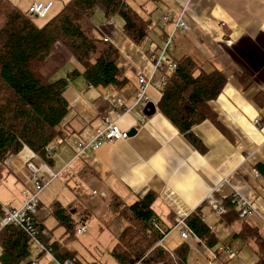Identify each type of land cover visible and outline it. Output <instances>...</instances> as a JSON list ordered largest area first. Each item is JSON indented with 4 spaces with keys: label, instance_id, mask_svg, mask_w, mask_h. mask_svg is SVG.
I'll return each instance as SVG.
<instances>
[{
    "label": "crops",
    "instance_id": "obj_1",
    "mask_svg": "<svg viewBox=\"0 0 264 264\" xmlns=\"http://www.w3.org/2000/svg\"><path fill=\"white\" fill-rule=\"evenodd\" d=\"M9 1L25 11L36 0ZM62 1L65 0H54L51 11L58 10ZM126 3L149 22L147 35L139 43L122 33V19L116 18L119 16L104 18L100 10L91 16V20L94 16L93 34L117 49L115 66L125 83L119 88L92 86L80 75L68 80L62 92L68 111L62 121L61 137L88 139L94 130L105 127V120L115 122L124 133L130 128L134 132L78 156L69 144L56 148L48 167L58 176L39 194L35 211L36 221L43 226L42 238L63 246L83 264H110L107 257L98 255V250L104 249L110 256V249L126 222L109 210L108 203L117 197L129 204L150 192L154 195L152 208L163 228L167 227L164 201L174 197L187 208H198L203 223L213 233L210 246L193 236L182 239L176 232L163 236L159 246L170 255L174 247L186 241L193 257L192 261L187 257L186 264H229L246 246L231 239L240 223H221L205 201L211 193L225 198L231 190L238 191L254 206L253 214L242 220L256 227L264 238V179L254 168L264 161V0H126ZM183 8L186 29L174 33L171 58L188 56L204 70L220 71L225 78L221 90L208 105L229 138L208 120L193 125L191 132L203 144L202 152L157 110L162 72L153 68L151 56L158 52L162 35L169 29L161 16L166 13L174 17ZM96 11L100 13L95 14ZM72 69L82 70L57 45L39 72L48 81H54ZM137 74L150 83L145 90V102L154 105L150 115L142 113L145 102L134 104ZM255 117L259 118L257 125L253 123ZM31 153L23 147L0 165V204L18 206L22 200L20 190H30L25 160L29 157L35 162L40 160ZM224 178L229 184L221 183ZM56 209L72 224L69 232L54 215ZM79 228L84 231L76 233ZM68 236L71 238L67 241ZM225 242L237 248L229 260L218 255L219 245ZM31 243L36 246L28 248V254L34 255L29 261L55 264L41 245ZM254 259L251 256L248 260ZM113 264H117L115 260Z\"/></svg>",
    "mask_w": 264,
    "mask_h": 264
},
{
    "label": "trees",
    "instance_id": "obj_2",
    "mask_svg": "<svg viewBox=\"0 0 264 264\" xmlns=\"http://www.w3.org/2000/svg\"><path fill=\"white\" fill-rule=\"evenodd\" d=\"M51 10L52 7L43 19L29 18L9 0H0V165L23 147L49 163L43 147L53 138L63 136L62 121L68 106L62 92L68 80L80 75L92 86L119 88L125 83L115 66L117 49L92 32L91 16L95 10H100L104 18L119 16L122 33L134 43H139L149 30L148 19L139 16L126 0H65L58 10ZM57 45L82 70L72 69L65 77L48 81L39 67ZM173 60L174 68L158 86L157 110L202 152L203 144L191 132L193 125L208 120L229 138L208 105L221 90L225 78L220 71L204 70L188 56ZM254 168L264 179V161L256 163ZM212 197L225 209L218 218L221 223H240L231 239L251 247L256 258L251 264H264V238L257 228L238 216V210L228 197L221 198L218 193H213ZM153 201L154 195L146 192L129 204L117 197L108 203L109 210L126 222L109 252L117 264H133L139 258L142 264H173L172 261L186 264L189 253L186 241L174 247L170 255L158 245L159 230L164 228L152 208ZM205 203L209 205L208 201ZM54 215L64 222L69 232L72 224L61 210L56 209ZM186 222L193 236L210 246L213 233L203 223L198 208L190 213ZM35 223L39 242L53 257L59 261L74 258L73 264H83L58 243L44 241L43 226L36 219ZM31 242L18 228H0V264H31L25 261Z\"/></svg>",
    "mask_w": 264,
    "mask_h": 264
},
{
    "label": "built area",
    "instance_id": "obj_3",
    "mask_svg": "<svg viewBox=\"0 0 264 264\" xmlns=\"http://www.w3.org/2000/svg\"><path fill=\"white\" fill-rule=\"evenodd\" d=\"M52 7L51 0L33 1L26 7L24 15L29 18L43 19L48 14ZM184 8L174 17L169 14H163L161 20L167 23L168 30H165L162 35V43L158 52L151 56L153 68L162 72L159 78V83L168 76L175 66L173 58L170 54L173 48V36L176 31L186 29V23L183 19ZM138 87L134 95V104L143 103L146 101L145 90L150 84L149 80L137 74ZM106 125L101 129L94 130L92 136L88 139H71L69 137H55L47 145L43 147L44 156L51 158L58 146L69 144L75 149V156L90 153L97 149L103 143H110L116 140L123 139L125 133L117 127L115 122H108L105 120ZM259 118L255 117L253 123L257 125ZM26 148V147H25ZM28 149V148H27ZM29 150V149H28ZM30 151V150H29ZM32 152V151H31ZM31 156L36 157L35 153ZM25 167L30 177V190H20L21 203L18 206H11L9 204H0V228L4 226H12L23 231V233L35 243L41 245L38 239V230L35 223V211L38 205V197L41 191L58 176V173L51 171L48 164L42 160L35 162L32 158H28L25 162ZM255 175L257 172L254 171ZM221 183L229 184V181L224 178ZM229 202L234 208L238 210L240 218L249 217L253 214L254 206L249 203L238 191L231 190L228 194ZM216 215L220 216L225 212L223 206H218L217 201L213 199L212 193L207 196V200ZM166 208V225L167 227L159 230L161 233L160 239L167 233L176 232L182 239H188L193 236L191 229L188 227L186 219L193 211L187 208L179 200L174 197L164 201ZM83 228L76 230V233L83 232ZM194 237V236H193ZM159 239V240H160ZM197 239V238H196ZM41 249L53 260L55 264H73L74 258L64 259L62 261L56 260L53 256L43 248ZM236 246L230 243L221 244L218 247V255L229 260L236 254ZM31 264H34L31 262ZM133 264H142V258L137 259Z\"/></svg>",
    "mask_w": 264,
    "mask_h": 264
},
{
    "label": "rangeland",
    "instance_id": "obj_4",
    "mask_svg": "<svg viewBox=\"0 0 264 264\" xmlns=\"http://www.w3.org/2000/svg\"><path fill=\"white\" fill-rule=\"evenodd\" d=\"M136 1H139V0H136ZM97 13H100L99 11H96L95 12V14H97ZM94 14V15H95ZM116 18H119L120 19V17H116ZM93 20H94V16H93V19L91 20L92 21V23H93ZM92 23H91V25H92ZM92 27H93V25H92ZM94 29V28H93ZM25 162H26V160H25ZM225 243H227V242H225ZM224 244V243H223ZM221 245V244H220ZM219 245V246H220ZM35 244L34 243H31V245H30V247L29 248H35ZM249 249L251 250V247L249 246V245H246V246H242L241 247V250H240V252L238 253V255H237V257L235 258V259H233L232 261H230L229 262V264H246V263H252V262H250L251 260H248V259H250L251 258V256H252V258L254 259V256H253V254L249 251ZM30 250V249H29ZM92 250H94V249H92ZM98 255H100L102 258H104V257H107L106 259L108 260V261H110L111 263L110 264H113L114 263V260L108 255V253L104 250V249H99L98 250ZM26 259L27 260H29V259H34V255H33V253H29L28 254V256L26 257ZM192 259H193V257H192V255H191V250H190V252H189V256H188V260L189 261H192ZM255 260V259H254ZM173 262V264H175L174 263V261H172Z\"/></svg>",
    "mask_w": 264,
    "mask_h": 264
},
{
    "label": "water",
    "instance_id": "obj_5",
    "mask_svg": "<svg viewBox=\"0 0 264 264\" xmlns=\"http://www.w3.org/2000/svg\"><path fill=\"white\" fill-rule=\"evenodd\" d=\"M154 112V105L151 102H145L142 107V113L144 115H150ZM134 132L133 128H130L125 134L131 135Z\"/></svg>",
    "mask_w": 264,
    "mask_h": 264
}]
</instances>
